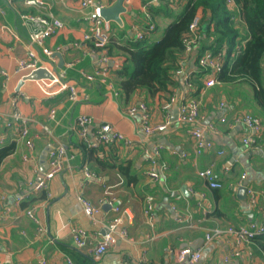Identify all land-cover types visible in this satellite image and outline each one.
Listing matches in <instances>:
<instances>
[{"label": "crops", "instance_id": "crops-1", "mask_svg": "<svg viewBox=\"0 0 264 264\" xmlns=\"http://www.w3.org/2000/svg\"><path fill=\"white\" fill-rule=\"evenodd\" d=\"M43 1L48 9L27 6L23 0H0V150L15 146V152L0 166V264H39L42 260L48 264H67V258L75 264H180L178 252L186 247L202 248L199 264H264V238L242 244L234 235L211 242L206 240L207 234L215 228L227 230L264 222V139L258 148H247L243 138L249 131L239 121L247 113L259 117L257 109L251 107L250 87L217 84L206 89V76L201 80L197 77L200 69L196 51L184 62L187 71L193 72L194 85L189 88L185 78L176 74L171 93L160 99H153L142 90L130 97L123 94L113 82L115 72L124 66L121 60L114 62L110 74L119 95L108 85L90 84L83 74H94L101 67L100 53L87 44L81 49L75 44L90 32L86 16L91 9H83L76 0ZM96 1L107 8L117 0ZM150 1L125 2L128 12L122 15L124 25L110 23L115 39L123 43L136 39L137 31H143L150 19ZM187 1L153 2L155 7L174 4V16L166 19L163 14L155 13L158 30L150 37L151 42L164 37L165 30L183 12ZM50 8L65 24L57 36L47 41V46L55 52L51 68L57 72L65 70L67 82L76 84L80 100L75 104L69 100L68 93L46 97L34 80L26 81L17 93L21 78L16 70L30 50L31 33L21 16H45ZM239 26L242 35L237 44L241 45L232 50L231 64L236 61L237 51L247 42L245 27L242 23H238ZM203 43L210 45L211 41L204 38ZM227 52L228 48L224 49V57ZM62 60L65 65L60 69ZM72 63L75 65L69 67ZM5 73L11 78H6ZM199 82L203 84L202 89ZM17 95L18 108L32 120L30 136L35 150L28 161L24 160L29 153L18 138L17 128L6 127L14 111L13 98ZM172 96L180 101L185 97L201 100L200 127L213 142L212 150L197 154L189 127L179 121L178 104L168 107ZM140 103L149 105L152 123L171 120L166 132L155 138L143 132L141 117L128 115V109ZM52 110L56 111L53 119ZM84 115L94 120L91 133L103 124H111L133 142L132 146L118 142L102 147L98 154L87 155L76 131L77 120ZM43 126L50 130L45 131ZM211 126L216 131H212ZM155 144L163 146L161 178L157 182L146 174L149 166L145 149ZM59 146L75 155L72 167L51 182L50 195L35 191L44 174L42 168L48 170L49 153ZM220 151L223 154H219ZM85 166L97 175L96 179L87 180ZM120 166L129 167L132 178L123 175ZM207 169H212L221 179L222 189L211 188L200 176V172ZM244 174L245 184L239 186ZM184 186H187L185 193ZM243 187H253L260 192L258 203L251 201L248 191H242ZM148 195L156 198L153 221L144 213ZM22 196L26 199L19 203ZM81 197L100 208L95 223L84 212ZM110 201L129 208L133 218L129 220L125 216L128 237H118L117 243L100 260H95L89 248L101 241L108 226L120 217ZM33 208L38 222L27 215V210ZM75 228L86 230L90 236V245L84 250L75 246ZM237 252L240 255H236Z\"/></svg>", "mask_w": 264, "mask_h": 264}, {"label": "built area", "instance_id": "built-area-1", "mask_svg": "<svg viewBox=\"0 0 264 264\" xmlns=\"http://www.w3.org/2000/svg\"><path fill=\"white\" fill-rule=\"evenodd\" d=\"M12 1V0H9ZM81 4L83 9H91L90 13L86 16V21L90 26V32L84 34L83 40L75 44L76 48H83L87 42L95 40L99 46H105L111 35L112 29L109 22H107L101 15L104 6L97 2L96 0H76ZM155 0H151L149 5L153 4ZM24 4L30 7H47V3L43 0H23ZM131 0H126V4H129ZM228 6L231 10H236L234 5V0H227ZM147 7V6H146ZM22 21L30 27V50L28 51L26 57L19 61L16 74L20 76L21 80L29 77L35 71L40 69L48 70L53 76L52 79H40L34 80L37 85L41 88L46 97L52 98L59 96L64 93H68L69 100L75 104L79 99L78 88L76 84H71L66 80V71H55L51 68L53 62H55V52L52 51L47 46V41L57 36L64 28V22L57 17L51 10L43 15H32L24 14L21 16ZM200 16H198L190 27V34L187 36L185 42L188 45L187 53L192 54L194 52V46L199 41V24ZM155 25H151L150 29L153 30ZM145 34L143 31H137L136 39L143 40ZM99 53V52H98ZM223 54H214L213 52H206L198 56V66L200 70H207L209 72L206 75L205 88L210 89L218 84L217 73L221 71L223 61ZM99 62L101 67H99L94 74H83L84 79L90 84L101 83L103 85H108L111 90L117 92L114 88L113 82H111V62L104 53H100ZM75 64H69V67H73ZM6 78L10 79L9 73L4 74ZM177 75L185 78V81L192 87V77L193 72L187 71L186 67L181 68L177 71ZM59 84L60 87L56 90L50 92L45 89V87H52ZM19 93V92H17ZM19 96L17 95L13 98L14 111L11 114L9 120L6 123V127L9 129L17 128L18 138L23 141L27 147L28 153L24 156V160L28 161L35 150V142L30 136L32 120L26 117L18 108ZM177 103L179 107V121L184 125L189 127V133L195 141L196 152L201 154L204 150H212L214 144L209 141L206 136L205 129L200 127L201 122V108L202 102L197 98L185 97L183 100H179L176 96H172L168 103V107ZM56 115V111H51V118L53 119ZM128 115L130 117H135L139 115L141 117V125L143 132L149 138H155L157 135L162 134L168 130L171 125V120L168 118L162 124L152 123L151 109L147 103H140L139 105L131 106L128 109ZM247 130V134L243 138V144L247 148H258L260 144V139L264 132V124L260 117H257L251 113L243 115L239 119ZM94 120L90 116H81L77 120L76 131L78 132L81 140L89 148H100L105 146H110L114 143L122 142L126 146H132L133 142L117 131L111 124H103L95 133H91L90 127L93 125ZM45 131H49L48 126H43ZM212 131H216L215 127L211 126ZM163 146L155 144L152 148L145 149V154L148 162L149 169L146 172L147 176L151 178L154 182L159 181L161 178V156H162ZM223 154L222 151L218 152ZM75 158L73 153H70L66 147L59 146L53 149L49 153L48 158V170L43 174L42 179L35 186L34 190L37 192H46L49 194V187L51 182L62 174L65 170L72 167V161ZM85 175L88 181L97 178V175L90 169L89 166H85ZM200 176L208 181L209 186L213 189H222L224 184L221 179L215 174L212 169H207L200 172ZM246 181V174H244L239 181V186H244ZM248 187V186H247ZM248 193L251 196V201L253 203H258V196L260 192L255 188H248ZM26 197L22 196L18 199L19 203L25 201ZM80 201L83 205L84 212L89 217L92 223L97 221V216L100 213V208L93 204L88 199L81 197ZM156 198L154 195H148L145 199L144 213L149 217V220L153 221ZM115 212L120 214V217L112 222L107 229V233L102 237L93 248H89L90 255L95 260H100L111 247H113L118 240V237L127 238L128 230L125 227V218L128 217L131 220L132 214L131 210L127 207H121L116 205L113 201L109 202ZM27 215L34 222H38L36 216V210H27ZM126 216V217H125ZM225 235L236 236L240 244L251 242V239L257 236H264V222L251 224L249 226H239L232 227L227 230H222L220 228H215L207 234V242L217 240L224 237ZM75 246L79 250H84L88 247L90 242V236L88 232L82 228H75L73 231ZM180 264H199L202 258V248L192 249L190 247L182 248L178 252ZM240 255V253H236ZM39 264H48L46 260H42ZM67 264H75L71 258H67Z\"/></svg>", "mask_w": 264, "mask_h": 264}, {"label": "trees", "instance_id": "trees-1", "mask_svg": "<svg viewBox=\"0 0 264 264\" xmlns=\"http://www.w3.org/2000/svg\"><path fill=\"white\" fill-rule=\"evenodd\" d=\"M173 5H150V19L143 30V40L134 38L123 43L111 35L105 46H99L95 40L87 42V45L96 52L104 53L112 62H123V68L115 72L113 80L123 94L130 97L142 90L148 92L151 98L160 99L171 93L177 71L185 67V59L191 55L187 53L185 40L190 34L191 25L200 16L199 41L193 45L197 56L208 51L216 55L223 54L224 49L228 48L221 71L216 75L218 84L248 85L253 93L251 107H255L257 115L264 120V0H234L236 10L229 8L227 0H188L183 12L165 30L164 37L151 42L150 37L158 30L155 15L163 14L166 19L172 18ZM238 23L245 27L247 42L237 51L236 61L231 64L232 50L241 45L237 44L238 37L242 35ZM151 25H155L153 30L150 29ZM204 38L211 41V44L203 43ZM208 72L209 69L199 70L198 79L201 80ZM191 83L194 85V80ZM199 86L203 88L202 82H199ZM263 139L262 135L259 141ZM81 146L87 155L98 154L102 148H89L83 141ZM14 152L13 145L1 149L0 166ZM119 170L123 175L131 177L129 167L120 166ZM263 238L257 236L251 242Z\"/></svg>", "mask_w": 264, "mask_h": 264}, {"label": "water", "instance_id": "water-1", "mask_svg": "<svg viewBox=\"0 0 264 264\" xmlns=\"http://www.w3.org/2000/svg\"><path fill=\"white\" fill-rule=\"evenodd\" d=\"M126 0H117L111 7L104 8L101 12L102 17L109 23L115 22L119 24L120 26H123V18L122 15L126 14L128 12L127 7L125 6ZM56 56H59L61 58L60 54H56ZM64 60H62L61 65L59 66L60 69L64 68ZM115 66L114 62H111V67L113 68ZM53 76L51 73L46 70V69H40L38 71L33 72L32 74L29 75V77L23 79L20 81L19 87L17 89V92H20L21 88L24 86L25 82L28 80H40V79H52ZM60 85L56 84L52 87H45L47 91H54L57 88H59ZM177 113L179 112V107L177 106L176 108ZM45 160V157H44ZM45 162V161H43ZM47 169L42 168V172L45 173ZM242 191L247 193L248 189L247 187H243ZM183 192H187V186L183 187Z\"/></svg>", "mask_w": 264, "mask_h": 264}, {"label": "rangeland", "instance_id": "rangeland-1", "mask_svg": "<svg viewBox=\"0 0 264 264\" xmlns=\"http://www.w3.org/2000/svg\"><path fill=\"white\" fill-rule=\"evenodd\" d=\"M181 13V12H180ZM179 15V14H178Z\"/></svg>", "mask_w": 264, "mask_h": 264}]
</instances>
